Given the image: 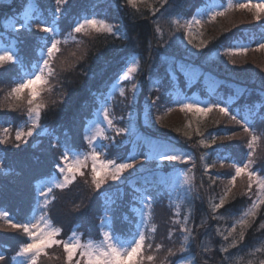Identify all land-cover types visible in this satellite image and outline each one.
<instances>
[{
	"label": "trees",
	"instance_id": "trees-1",
	"mask_svg": "<svg viewBox=\"0 0 264 264\" xmlns=\"http://www.w3.org/2000/svg\"><path fill=\"white\" fill-rule=\"evenodd\" d=\"M208 1L169 0L168 4L155 15L147 4H138L139 11H137L132 6L127 5L125 0H69L67 5L62 6L63 14L58 19L60 28L80 17L96 14L110 19V22L117 26L119 32L115 36L95 32L90 33V36H85V49L81 54L69 58L66 65L61 63L60 56L56 55L52 62L54 75L49 76V88H51L50 91L53 92V95L51 94L50 100L48 99V104H44L45 107L42 110L40 120L42 128L46 129L47 133L44 131L34 132L33 136L28 138V143H21L19 149L12 147L11 144H0V161L3 162V170H0V211H6L14 223H25V217L35 205L37 185L40 180L48 177L53 170H56L55 164L62 154L65 141L67 140V143L77 150L88 149V143L84 139L85 126L88 120L92 118L94 109L99 105L101 95L107 94L111 83L119 75L129 58L133 56L139 58V71L130 79L131 83H128V79V84L124 85V88L126 87L125 96L122 97L115 93L111 101L113 123L117 128H125L128 125L123 121L119 122L116 118L123 114L118 112H125L130 104L131 107L134 105L135 109L141 113V104L156 101L154 105L157 106V103L162 101L161 96L167 99L169 104H172L173 95L177 89L186 95H192L196 92L202 96H207L208 89L202 78L191 82L188 79L189 75L185 72L183 74L182 69L176 70L175 75L169 77L168 62L170 60L187 61L192 67H198L202 73L210 74L219 79V83L213 92L214 99L226 98L225 101H229L228 97H231L230 102H226V107L229 108L231 115H235L237 120L241 121V126H243L245 119L249 121L250 128L253 130L257 126H264V124L260 125L264 121V84L261 82V79L264 78V65L262 68L254 69L239 68L237 64L232 63L231 59L225 58L228 55L224 51L216 57L212 53L210 56H204L209 47L212 49L217 47L222 49L223 46L228 48L232 47V43L242 39L252 43L258 36L262 35L264 17L261 21L253 19L243 24H236L232 28L218 29L217 27L219 32L217 29L216 31L207 29L206 32H210V34L205 39L206 46L199 54L194 55L183 46L181 42L183 31L172 23L173 20L170 16L188 19L193 16L197 8L205 5ZM35 2L40 8V12L38 15L37 13L34 15L49 25L53 21L55 7L49 0H36ZM148 3H151L153 7H159V0H148ZM4 9V5L0 4V36L2 20L5 19L9 10ZM215 23L210 25L213 26ZM157 24L160 27L159 33L156 32ZM37 31L36 29L31 31L19 29L12 34L17 40L15 45L18 49L17 55L20 63L0 66V77L5 75L7 70H10L13 71L10 80L15 82V78L17 79L20 73L29 72L32 69V65L38 59V49H41L43 37L46 35L45 33L39 34ZM250 35H252L250 38L245 39ZM63 40L59 45L60 49H63L64 45L70 42H76V40H69L68 43H63ZM252 49L254 48H248V51ZM81 57L83 58L81 59ZM165 57H168L166 61L164 60ZM133 83L140 86L141 89L139 93L136 94L135 92V99L131 85ZM235 86H237L236 92L234 91ZM45 94L46 91L43 95ZM157 97H159V102ZM17 104L9 107V101L3 97L0 98V130L10 128V140H14L16 129L27 118L25 102L23 101V105L22 101ZM222 130L228 131L225 128ZM135 133L142 136L155 135L156 138L166 139L181 146L188 141L187 139H191L184 135L185 132L180 125L170 126L161 122L151 124L149 121L143 122L141 119H136L134 130L130 129L119 135L112 129L106 131V135L112 137L113 140L111 146L103 152L102 157L123 162ZM2 134L0 131V135ZM246 135L237 139L218 141L224 145V147L219 146L220 149L227 148L225 163L231 165L235 161L242 165L246 162L248 148L241 144V141L250 139L248 133ZM262 139H260L262 145L254 146V152H257L258 156L253 159L254 164L252 165L260 175H264V143ZM103 143H109V141H103ZM137 145L143 144L139 142ZM233 145L243 146L246 149L247 153L242 156V160L236 161L234 159L235 151L229 150V147H233ZM136 149L139 150L138 147ZM144 155L146 153L137 157L142 159ZM140 163L144 162L141 161ZM149 165L155 166V163H145V166ZM167 166V162L160 165L164 171L167 170ZM138 168L128 170L119 185L109 182L111 187L109 185L103 186L104 189L110 191L111 199L115 201L114 204L107 205L108 208L112 209L111 211H106L104 191L101 190L99 194L96 191L93 192V186L90 188L86 184L80 186V183L77 182L78 186L73 188L71 186L74 183L63 190L54 189L53 194L56 199L49 206L48 216L55 227L62 229L58 239L66 240L68 233L73 229H77L83 238L98 237L101 233V218L105 215L109 218L110 229L115 235L127 237L132 233L136 227L137 219V214L132 210L130 204L134 202L132 199L133 186L142 188L145 180L140 178L137 179L139 183L129 184L131 177L129 175H135V172L139 171ZM88 169L90 172V165ZM245 178L247 177L245 176ZM77 180H79L78 176L73 182ZM88 181L91 183L90 176H88ZM117 187L119 191H116ZM149 192L153 196V207L151 221L144 228L147 239L143 249L145 257L143 264H174L179 258L186 256L185 254L192 245L198 261L203 264H213L210 258L220 260L225 258V255L228 257L241 255L242 258H246L245 261L250 262L247 264H261L264 261V227L261 226L264 224V206L262 204L257 209L256 217L248 219L249 226L244 230V239L236 247L229 248L227 252L221 251L223 254H219V250L212 246L210 252L201 250L200 253L197 251L196 243L186 246L185 232L181 228L182 224L185 226L183 214L175 209L171 201L167 202L166 193L157 188L156 185L151 186ZM254 192L255 188L253 187L245 199H253ZM159 194L163 196L159 198ZM205 194H207V189L198 183L194 198L195 203L190 215L192 218L204 216L205 210H207L206 219L210 218V211L206 206L208 200ZM243 200L242 197H237L233 193L226 200L225 205L217 211L223 215L224 213H232L237 217ZM76 201L79 204L74 206ZM209 209L212 211V208L209 207ZM232 214L228 219H225L228 224L231 223V220L236 219ZM191 217L188 219V225L192 229L193 219ZM153 226L155 227L154 232L150 231ZM240 230V227H236L237 234ZM151 237H153V241H151ZM229 239L232 240V237ZM231 240L222 246L227 247ZM25 242H28V239L22 230L12 229L6 220L0 218V245H3L1 248L2 255L5 256L7 264H13L12 257L15 249ZM149 244L151 247H148ZM157 245L161 247L158 249ZM60 247L62 246L54 245L45 251L59 250ZM181 248H184L185 251L178 256V253H181ZM149 255L154 257L153 261L146 259ZM44 256L41 255L38 264ZM194 262H196L195 259Z\"/></svg>",
	"mask_w": 264,
	"mask_h": 264
},
{
	"label": "rangeland",
	"instance_id": "rangeland-1",
	"mask_svg": "<svg viewBox=\"0 0 264 264\" xmlns=\"http://www.w3.org/2000/svg\"><path fill=\"white\" fill-rule=\"evenodd\" d=\"M35 1L36 0H28V1L27 0L26 1L0 0V4L4 5L6 10L9 9L7 16L5 17L4 20H2L0 49L10 48L14 53L17 54L18 49H17V46L15 45L17 40L14 36H12V34L15 33L16 30L20 29L19 24L23 22V16L25 15V13L30 12L33 14L37 13V15L39 14L38 12H40V8L38 7ZM49 1L53 4L55 8L57 7V5L55 4V0H49ZM247 2L248 0H209L205 5L195 10V13L193 15H196L197 19L201 20V23L199 25H196V24L191 25L190 35L186 34V32L188 31V26L186 24V21L191 20L192 17L185 19L181 17L170 16V18L172 20L174 19L179 20L180 22L179 26L176 25V27H178L179 29H182L183 31V39L181 40V42L183 46L185 47V49L191 52L192 54L197 55L206 46L205 39H207L208 34H210V32H206L207 29H209V31L210 30L216 31L217 27L218 29L232 28L236 24H243L246 21L254 19V15H255L254 10L250 12L247 9H241L235 6L237 4L247 3ZM252 2L257 3L259 2V0H252ZM229 4L233 5V7L230 9L228 8ZM225 9H228V10L225 11ZM211 11H221V12H225V14L222 16H217L215 20H211L209 19V14L211 13ZM200 13H203V15H201ZM11 14H14V15H11ZM86 16H88L89 18L95 16L97 19H106L104 16L102 17L96 14H91V15H86ZM81 18L82 17L78 18L77 20ZM106 20L109 23H111L110 19H106ZM216 21L218 22L215 23ZM74 22L75 21L71 22L70 24L65 25L62 28H60V26H58L57 24V27L59 28L60 33H61L60 36L57 38L62 41L64 37L70 31L71 26H74ZM212 23H215V24L212 26L210 25ZM48 26H52V22ZM37 32L39 34L42 33L40 31H37ZM85 36L87 35L76 34V38H78L77 40L81 41L79 45L77 44V42L75 43L70 42L69 44L64 45V48L61 49L59 53H57V55L60 56L61 63H64L66 65L68 64L69 58L73 57L76 54L82 53V51L85 49V43H86L84 41ZM88 36H90V34H88ZM251 36L252 35L247 36L245 39L250 38ZM189 41H191V43H189ZM237 42L238 44L232 43L231 46L232 47L244 46L247 48H254V49H252L253 51L249 50L246 53H238V54L234 53V54L225 56V58H229L232 61L235 60L236 62L235 64H237L239 68L240 67H245L247 69L249 68L254 69V68H259V67L262 68V65H264V48H260L259 45L264 44V30L262 32V35L258 36L257 39L254 40L252 43L244 39L239 40ZM201 43H204V46L202 48L197 49L196 45L201 44ZM42 44H43V41H42ZM225 49L226 48L224 46L222 49L221 47H217L215 49H212L211 47H209L207 48V51L205 52L204 56H210V54L212 53L214 57H216L220 55V52L224 51L225 53ZM40 50L41 49H38V56H37L38 59L40 57ZM246 58L247 60H244ZM127 63H130V60H128ZM168 64H169V69H171V71H173L174 73L176 70L182 69V73L185 72L189 75L188 79L191 82H195L198 78L199 79L202 78V80H204L205 82L206 88L208 89L207 96H202L200 93H196V92L192 95H186L180 89H177L174 92L172 104H169L168 100L165 99L163 96H161L160 98L162 99V101H160V103H157L159 106L153 105L149 109V102L143 105L141 104V109H140V111L142 110L141 113L138 111V109H135L134 105L131 107V104H130V106L125 109L126 110L125 112H122V111L118 112L119 114L120 113H123V114L116 119L119 120V122L123 121V123H128V125H126L125 128H128V129L130 128L132 130H134L136 119L138 120L141 119L143 122L149 121L151 124L161 122L164 124H168L170 126L174 124H176L177 126L180 125L183 128L184 132L190 133V136H186V137H190L191 139H187L188 141L186 142L188 143L185 142L184 145L181 146L178 144L176 145L175 143L168 141L166 139L156 138L155 135L154 136L153 135L142 136L139 133H135V135L133 136L132 144L129 147L127 156L125 157L123 162H125L129 157H135L138 162H141V161L144 162V158L138 159L139 157L137 156L140 154L146 153L144 157L148 156L149 157L148 163L152 164V163H155V159H154L155 155L160 151H169L172 154L184 153V154L190 155L192 157V161L188 163H180V162L168 163L167 162L168 166H167L166 171L162 169L163 166L159 167L158 169L153 165L145 166L143 170L138 168L139 171L135 172V175H132V174L129 175L131 176L129 178V181H130L129 184H135L137 182V179L141 178V180H145V182L142 181L144 184V187H147L148 189H150L151 186L156 185L157 188H160V190H163L166 193L165 198L167 202L171 201L175 209L177 211H180V213L183 214V222L185 224V227L187 228H190L188 225V220L185 223L184 218L185 216L189 217L193 211V204L195 203L194 198L196 195V186H198V183L203 185L207 189V194H205L208 200L206 206L208 210L210 211V216H209L210 218L206 219L207 210L204 211V216H201L200 218L197 217L195 219L190 216L191 219H193V226H192V229L190 228L191 235L189 236L188 241L185 243H186V246H190L191 243L192 244L196 243L197 251L200 253H201V250H206L207 252H210V247L214 246L215 248L219 250V254H223L221 252V249L224 248L222 245L227 243V241H225L223 237L228 235V232L231 230L233 224L237 220L242 218L244 212L247 211L248 208H250L252 202L254 200H257L258 195H259V189L255 184H253L252 188L253 187L255 188L254 197L252 195L253 199L250 196L251 199L246 200L245 198L247 194H249V191L247 188V178L238 177L236 180L235 186L232 187V191L228 196L229 198L233 193H235L237 197H242L244 199L243 203L240 205L239 211L237 212V217L234 216L232 213H224L223 215L222 213L218 211L214 213L213 211L209 209V207L212 208L213 204L219 203V199L223 195V192L225 191V189L227 187H230L229 181L231 179V176L235 174L234 168L230 167L229 164L225 163L227 159L226 157L227 148L220 149L219 146L224 147V145H221V143H219L218 141H222L221 139H219L221 137H224L225 139H227L226 137L232 136L233 133L236 134L233 139H237L242 135L243 136H247V135L244 132L243 126H241V123H236L235 121H232L230 116L223 115L222 113L219 112L218 109L214 108L206 116H200L195 113L181 111L177 101H180V102L200 101L202 106H207V104L209 103H212V104L220 103L221 106L226 107V104H227L226 102H230L231 97H228L229 101H225L226 98H223L222 100L214 99L215 95L213 94V92L215 91L216 85L219 83V79L214 78V76H210L208 74L202 73L198 67L196 66L192 67V65L189 62L170 60ZM126 65L120 71L119 75H121L122 72L125 70ZM183 68H184V71H183ZM25 72L27 71L22 72V74L20 73L19 77L17 79L15 78V82L14 80L12 81L10 80L11 74L13 73V71L7 70L5 72V75L1 76L2 78L0 77V98L3 97V99H7L9 101V105L11 106L12 105L16 106L18 105L17 103H20L21 101L23 105V101H24L26 105L25 107L26 112H27V108H28L27 91H25V93L23 94L24 99L19 100V101L16 100L13 96L8 95L11 89L15 87L16 83L20 82V79ZM119 75L115 78V80L111 83V85L118 79ZM133 75L129 78L128 83L132 82L130 81V79L133 77ZM47 80H48L47 84L42 86L43 90L41 91L40 96L38 97V102H43L44 104H48L49 102L48 99L50 100L51 94L53 95V92L50 91L51 88H49V85H50L49 76ZM261 82L264 84V78L261 79ZM128 83L127 81H123L121 83V86L124 87V85H127ZM111 85L109 86L107 94L112 92ZM236 88L237 86L234 87L235 92H236ZM140 90H141L140 86H137L136 94L139 93ZM45 91H46V94L43 95ZM115 93L119 94L118 91L112 94L114 95ZM157 100L159 102V99ZM111 101L106 106L110 108V118L113 119ZM99 106H100V101H99V105H97L96 108L94 109L92 118L88 120L85 126V135L88 134L89 132V128L91 127V122L95 118V111L97 107ZM169 109H171V111H169ZM114 116L116 117L115 114ZM136 116H138L139 118H137ZM157 117H160L158 121L156 120ZM245 120L246 122L249 123L247 119ZM217 121L219 123H217ZM261 124H264V121L260 123V125ZM27 125H28V118H26V120L23 121L19 127L24 126L26 130ZM101 126L104 127L105 125L102 124ZM249 126H250V123H249ZM224 128L227 129L228 131L224 132L222 130ZM109 129L110 128H107L106 131ZM197 129H199V133L203 134L202 136L197 133ZM254 134L259 137V139L255 142L254 146L261 144L260 139H262V137H263L262 141L264 143V126H257V128L254 130ZM213 136L217 137L216 144H211L210 147L208 148H205L203 145L199 144V141L202 138L206 142L210 143ZM248 140L241 141V144L247 146ZM139 142L143 145L141 146L137 145ZM137 147L139 148V150L136 149ZM89 150L90 149L88 146V149L81 148L77 151L88 152ZM229 150L235 151L236 156L234 159L236 161L242 160V156L247 153L246 149L243 146L233 145V147L231 146L229 147ZM201 156H203L204 158L201 159ZM257 156H258L257 152H254L253 159H256ZM221 161H223V165H224L223 167H221ZM234 162L235 161H233V163ZM117 163H120V161H117ZM206 164H214L215 166L213 168H210L208 172L206 173L204 170ZM89 165L91 166V161H89L88 168H89ZM88 168L84 169L85 176L83 177L78 176L79 180H77L76 182H73L74 184L71 186L72 188L78 186L77 182L80 183V186H83V184L88 185L89 188L90 186H92V184L88 181V176H90V172ZM252 168L254 169L253 166ZM188 169H191V171L189 172ZM185 173L187 174L188 177L192 178L190 188L189 186L179 187V185L182 183L183 179L185 178ZM261 176H264V175H261ZM50 178L62 179V177H59L56 175V170L55 171L53 170L52 173H50L48 177H45L44 179L39 181L37 185V192L46 190V188L48 187V180ZM213 181L215 182L213 183ZM137 183H139V181ZM92 190L93 192L95 191L94 188H92ZM160 196H163V195L159 194V198ZM35 204H36V198H35ZM78 204L79 202L76 201L74 203V206H77ZM130 204L132 206V210L137 214L136 227L132 231V233H130L127 237H120L116 235L122 241H129L133 238L134 233H136L137 231V225L139 224L141 220V216L138 210L142 207V205L137 201L131 202ZM262 205L264 206V204ZM32 209L30 213L25 217L26 219L24 220V222L35 223V220L32 219V216H33ZM233 213H236V212H233ZM230 214H232V216L236 219L231 220V223L228 224V222H226L225 219L226 218L228 219L231 216ZM36 215L38 216L39 213H37ZM249 218L251 217H247V219ZM237 227H239V225H237ZM74 230L81 237V241L85 243L89 240L93 242H99L100 240H102L103 231H106V230L111 231L110 228L105 227L104 229H101V233L98 237L83 238L77 229H73L68 233V236L66 237V239H68L71 236ZM185 235H188V233H185ZM136 238H138V236ZM228 240H231V239H228ZM151 241H153V237H151ZM2 246L3 245H0V255H2V250H1ZM192 246H190V249L185 254L186 256L179 258V260H177L174 264H203L198 261L196 254L193 252ZM19 247L15 249L14 256H16V253L19 251ZM181 254H183V252L178 253V256H180ZM64 257H65V254L63 252V248L60 247L59 250L48 251L47 255L42 258L39 264H64L65 263ZM194 259L196 260V262H194ZM24 260H25L24 257L16 256V261H24ZM245 260L246 258H242L241 255H236V256L233 255L230 257L225 255V258L220 259V260H216V258H210V261H212L213 264H239V263L247 264V262L249 261H245ZM16 261H13V264H16Z\"/></svg>",
	"mask_w": 264,
	"mask_h": 264
},
{
	"label": "snow or ice",
	"instance_id": "snow-or-ice-1",
	"mask_svg": "<svg viewBox=\"0 0 264 264\" xmlns=\"http://www.w3.org/2000/svg\"><path fill=\"white\" fill-rule=\"evenodd\" d=\"M127 5L132 6L137 11L138 4L145 3L151 9L153 15L160 12L169 0H159V7H153L151 3H148V0H125ZM69 3V0H55L57 7L53 13L52 26H48L47 22L40 21L33 13H25L23 16V22L19 24L20 29H27L29 31L36 29L46 35L43 37V44L40 50V57L36 63L32 65V70L30 72H25L20 79V82L16 83L15 87L11 89L8 93L9 96H13L16 100H23L24 93L27 91V118L28 125L26 127H18L15 131L14 140L9 139L11 132L10 128H3L2 135H0V144L9 145L19 149L21 143L27 144L28 138L32 137L34 132L44 131L47 133L46 129L42 128L40 124L41 113L45 105L43 102H38V97L40 96L42 86L47 84L48 76L54 75V68L52 67V62L55 59L57 53L61 51L59 45L62 43L57 37L60 36V30L57 27L58 19L63 14V9L61 6H65ZM241 9H247L248 11H255L254 19L256 21H261L264 17V0H259L257 3H253L252 0H248L247 3H241L235 5ZM233 5L229 4L228 8H232ZM228 9H225L227 11ZM203 15V13H200ZM225 12L221 11H211L209 14V19L215 20L217 16L224 15ZM173 24L179 26V20L174 19ZM201 23L200 19H197L196 15H193L191 20L186 21L188 26V31L186 34L190 35V29L192 24L199 25ZM92 32L100 34H110L118 35L119 29L116 25L109 23L106 19H97L95 16L89 18L88 16L82 17L81 19L74 22V26H71L70 31L64 37L63 43H68L69 40H76V34L88 35ZM156 32H160L159 24L156 25ZM77 44L81 41H76ZM191 43V41H189ZM206 43V42H205ZM237 43L238 42H234ZM204 43L197 44L196 48H202ZM260 48H264V44L259 45ZM248 51L247 47L236 46L229 47L225 49V54H238L246 53ZM83 57H81L82 59ZM168 57H165L166 61ZM130 63H127L125 70L119 75L118 79L111 85L112 92L107 95H101L99 98L100 106L97 107L95 111V118L91 122V127L89 128L88 134L84 136V139L87 141L89 146L88 152L77 151L74 147L70 146L65 141V146L62 149V154L60 155L57 163L55 164L56 175L62 177V179L50 178L48 180V187L45 191H38L36 194V204L32 209L33 216L32 219L35 220V223L25 222V223H14L9 217V214L6 211H0V218H3L7 221L8 225L15 230H22L23 234H26L28 242L22 243L19 247V251L16 253V256L24 257V261H16V256L12 257L13 261H16V264H38L41 255H47L45 251L52 246H62L63 252L65 254V264H143L145 259L143 255V249L145 246V241L147 239L145 231L143 230L146 227L152 218V207H153V196L150 194L147 187L136 188L133 186V196L134 201L139 202L142 207L138 210L141 216V220L137 225V231L134 233L133 238L129 241L120 240L113 231H103L102 240L99 242H93L91 240L85 242L81 241V237L74 230L71 236L66 240L58 239V236L61 234L62 229L55 227L48 216V209L52 202L56 199L54 189L63 190L68 185L72 184L76 180L77 176L83 177L85 175L84 169L88 168L89 161H91V184L94 190L99 194L101 190L105 193V207L106 211H111L112 209L108 208V204H114L115 201L111 199V193L108 189H104L103 186L112 184L119 185L121 180L124 178V174L128 170H135L138 167L143 170L145 163L149 161V157H144V163H140L136 160L135 157H129L125 162L117 163L115 160L104 159L102 158L103 152L106 151L110 146L113 140L112 137L106 135V129L110 128L113 131L119 134H123L130 129L128 128H117L113 119L110 118V108L106 105L113 99L114 92L118 91L119 95L125 96V88L121 86L123 81H127L133 74L139 71V58L133 56L129 58ZM9 63H20L18 55L14 53L10 48L0 49V66H4ZM235 64V60L232 61ZM169 77L175 75L171 69L168 70ZM133 98L135 99V92L137 91V85H132ZM159 99V97H157ZM156 103V101L149 102V109ZM180 110L195 113L200 116H206L214 108L218 109L220 113L225 116H230L232 121L236 123H241L237 120L235 115H231L228 107L221 106L220 103H209L207 106H202L200 101L193 102H180ZM9 107H12L9 105ZM171 111V109H169ZM160 117H157L158 121ZM217 123H219L217 121ZM105 125L102 127L101 125ZM243 130L245 133L250 135V139L247 143L248 148V158L246 162L242 165L240 163H233L230 167L234 168L235 174L231 176L229 181L230 187H227L223 192V195L219 199V203L212 205V211L215 213L217 209L222 208L229 194L232 191V187L235 186L236 180L238 177H247V188L249 193L251 192L253 184H255L259 189V195L257 200H254L244 212L242 218L237 220L231 230L228 232L227 236H224V240L228 241L229 237H232L231 243L221 249L222 252H227L229 248L236 247L237 244L244 239L245 228L249 226L247 217H256L257 209L260 204H264V176H261L258 170H254L252 165L254 164L253 154H254V145L255 142L259 139L258 136L254 134V130L250 128L249 123H243ZM179 131V129H177ZM197 133L201 136L202 133ZM185 136H190V133L185 132ZM235 133L232 136L226 137L231 140L235 137ZM221 140L225 139L224 137L219 138ZM103 141H109V143H103ZM217 143V137L213 136L210 143L206 142L203 138L199 141V144L203 145L205 148L210 147L211 144ZM98 149H100L98 151ZM204 157L201 156V159ZM155 167L158 169L161 164L164 162L168 163H188L192 161L190 155L184 153H175L172 154L169 151H160L155 157ZM214 164H206L205 172L207 173L210 168H213ZM223 161H221V167H223ZM0 170H3V162L0 161ZM190 172L191 169H188ZM192 178L188 177L185 173V178L179 187L191 186ZM215 181H213L214 183ZM147 183V182H146ZM116 191H119L117 187ZM39 213L37 216L36 214ZM185 223L188 220V217L184 218ZM178 222V221H176ZM239 225L240 231L237 234L236 227ZM264 227V224L261 225ZM105 227L111 228V223L107 215L101 218L100 228L104 229ZM182 230L188 235H185V242L188 241L189 236L191 235V229L181 225ZM150 231L154 232L155 227L153 226ZM138 236V238H136ZM148 247H151L149 244ZM158 249L160 245L156 246ZM171 251V250H169ZM181 252L185 251L184 248L180 249ZM75 258V259H74ZM147 260L153 261L154 257L149 255L146 257ZM0 264H7L5 261V256L0 255ZM264 264V261L261 262Z\"/></svg>",
	"mask_w": 264,
	"mask_h": 264
}]
</instances>
